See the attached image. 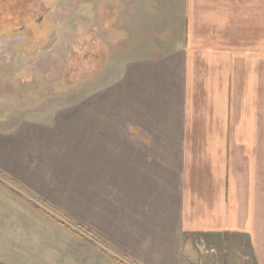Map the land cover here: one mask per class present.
<instances>
[{"label": "crops", "instance_id": "1", "mask_svg": "<svg viewBox=\"0 0 264 264\" xmlns=\"http://www.w3.org/2000/svg\"><path fill=\"white\" fill-rule=\"evenodd\" d=\"M242 5L183 31L175 9L172 45L137 37L75 112L0 130V209L75 212L87 264H264V7Z\"/></svg>", "mask_w": 264, "mask_h": 264}, {"label": "rangeland", "instance_id": "2", "mask_svg": "<svg viewBox=\"0 0 264 264\" xmlns=\"http://www.w3.org/2000/svg\"><path fill=\"white\" fill-rule=\"evenodd\" d=\"M241 1L245 12L254 5L264 7V0L38 2L36 23L28 24L26 31L1 29L0 130L15 132L21 123L46 124L54 118L61 120L63 112H73L87 96L114 78L122 64L118 59L125 58L131 50L129 42L137 37L151 47L172 45L179 28L175 9L183 17V31L185 18L186 26L191 25L193 15L203 5L213 14L226 5L236 12L241 10ZM137 50L139 55L144 52ZM3 178L0 174V180ZM9 187L33 205H41L26 189ZM4 204V210L0 209V264L91 263L88 253L94 237L76 226L75 212H30L25 206L18 209L7 194ZM30 250L39 252L33 253L31 260ZM220 253L224 256V251ZM199 254L200 262L212 263L211 256ZM218 262L224 263V258Z\"/></svg>", "mask_w": 264, "mask_h": 264}, {"label": "flooded vegetation", "instance_id": "3", "mask_svg": "<svg viewBox=\"0 0 264 264\" xmlns=\"http://www.w3.org/2000/svg\"><path fill=\"white\" fill-rule=\"evenodd\" d=\"M42 1L45 0H0V33L7 29L26 31L28 24L36 23L35 11Z\"/></svg>", "mask_w": 264, "mask_h": 264}]
</instances>
